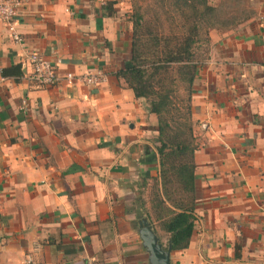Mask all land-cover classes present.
Segmentation results:
<instances>
[{"label": "crops", "instance_id": "1", "mask_svg": "<svg viewBox=\"0 0 264 264\" xmlns=\"http://www.w3.org/2000/svg\"><path fill=\"white\" fill-rule=\"evenodd\" d=\"M253 10L210 31L196 71V220L172 264H264V0ZM126 12L125 0H24L22 44L0 20V264H147L135 198L159 175L157 118L117 76L130 58ZM30 53L60 75L105 78L38 87ZM15 64L20 76L2 74Z\"/></svg>", "mask_w": 264, "mask_h": 264}, {"label": "trees", "instance_id": "2", "mask_svg": "<svg viewBox=\"0 0 264 264\" xmlns=\"http://www.w3.org/2000/svg\"><path fill=\"white\" fill-rule=\"evenodd\" d=\"M155 3L166 18L179 22L178 28L159 29L160 16L154 15L151 24L135 8L129 16L130 58L117 76L123 78L136 97L146 99L149 111L157 118L159 175L151 187V212L140 192L135 198L136 216L146 217L154 231L152 223L157 221L168 234L172 250H177L188 246L196 220L194 152L198 145L190 107L192 84L200 64L196 45L201 29L214 26L216 17L215 7L208 0ZM2 74L20 76L21 65L3 68ZM179 88L184 89V97L179 96Z\"/></svg>", "mask_w": 264, "mask_h": 264}, {"label": "rangeland", "instance_id": "3", "mask_svg": "<svg viewBox=\"0 0 264 264\" xmlns=\"http://www.w3.org/2000/svg\"><path fill=\"white\" fill-rule=\"evenodd\" d=\"M208 3L215 7V19L214 26L208 28H202L199 34V41L197 42V54L200 60L206 58L208 53L209 46V33L212 29H227L237 26L239 23L243 22L247 18L253 15V5L254 0H208ZM125 4L127 7V12L125 16L129 21V16L132 14L135 8H139L140 12L144 14L145 22L150 20V23L153 24L154 15L160 16V21L162 23V27L159 29L165 30H176L178 28V21L172 22L164 13L159 11L155 0H125ZM126 10V8H125ZM130 22V21H129ZM130 25L131 22H130ZM208 39V40H206ZM179 96L184 97L185 91L183 88H179ZM178 105L181 106V102L177 100ZM151 189L147 191H143L142 197L145 201V207L147 210L151 212L149 198L151 197ZM154 229L157 233H159L161 240H163L164 244H167V237L163 233L162 229L159 226L157 221H153Z\"/></svg>", "mask_w": 264, "mask_h": 264}, {"label": "built area", "instance_id": "4", "mask_svg": "<svg viewBox=\"0 0 264 264\" xmlns=\"http://www.w3.org/2000/svg\"><path fill=\"white\" fill-rule=\"evenodd\" d=\"M23 3L24 0H0V20L6 24L12 40L20 44L23 43V38L15 28V19ZM27 60L31 66L30 72L26 75L27 79L38 87L55 85L59 81H64L66 85L75 83L97 85L105 78V73L100 68L81 73L67 71L60 75L56 66L47 57L38 53H30ZM82 264L103 263L95 258H86Z\"/></svg>", "mask_w": 264, "mask_h": 264}, {"label": "water", "instance_id": "5", "mask_svg": "<svg viewBox=\"0 0 264 264\" xmlns=\"http://www.w3.org/2000/svg\"><path fill=\"white\" fill-rule=\"evenodd\" d=\"M138 234L147 252V264H172L171 244L163 245L146 217L138 219Z\"/></svg>", "mask_w": 264, "mask_h": 264}]
</instances>
